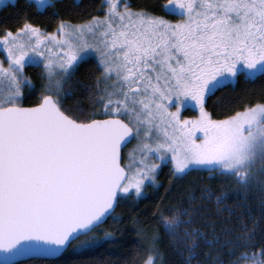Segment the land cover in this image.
Here are the masks:
<instances>
[{"label":"snow or ice","instance_id":"6c2138e0","mask_svg":"<svg viewBox=\"0 0 264 264\" xmlns=\"http://www.w3.org/2000/svg\"><path fill=\"white\" fill-rule=\"evenodd\" d=\"M161 7L181 18L134 0H101L102 16L61 19L54 31L28 20L2 30L0 264L111 239L114 231L98 226L121 219L114 209L125 196L134 192L138 200L148 182L158 186L157 169L169 159V183L149 213L159 228L132 218L134 264H171L172 251L179 264H264V96L229 102L230 114L221 118L205 108L208 96L238 74L264 75V0H168ZM93 55L96 62L77 76ZM28 64L41 69L40 92L25 104L37 87L23 71ZM76 84L87 106L65 102L79 91ZM192 101L199 116L181 119L182 105ZM133 138L135 169L121 162ZM193 171L218 179L220 190L190 177L165 201L171 185ZM252 189L259 215L247 203ZM229 192L238 194L231 204Z\"/></svg>","mask_w":264,"mask_h":264},{"label":"trees","instance_id":"16d2710c","mask_svg":"<svg viewBox=\"0 0 264 264\" xmlns=\"http://www.w3.org/2000/svg\"><path fill=\"white\" fill-rule=\"evenodd\" d=\"M168 0H134V3L141 7H147L155 14H165L173 16L165 12L161 5ZM53 4L55 5L53 7ZM101 4V0H80L79 6L74 3V0H52L44 8H38L32 0H14L0 6V35L3 34V29H11L12 31L22 26L25 20L39 25L46 31H54L58 22L61 19L77 22L81 19H87L90 15L100 16L102 11L97 9ZM175 17V16H174ZM95 59L89 57L86 61L81 62L77 76H81L83 68L87 64H94ZM26 75H28L34 82H36V90L30 92L23 99V103L36 102V96L39 95L40 77L37 75L40 72V67L34 64H28L24 67ZM75 79V77H74ZM86 82V81H85ZM79 91L73 96L68 97L66 103H71L75 100H81L84 106L88 105V100L85 98V90L81 84L74 85ZM264 96V75L257 74L255 78H246L244 73L238 74L234 80L224 83L222 87L215 90L214 94L209 95L205 108L212 114L213 118H221L224 115L230 114L227 110L229 102L239 101L240 99L252 100L255 102ZM238 106V105H237ZM232 111L236 110V106H232ZM185 115H192L193 111L187 109L184 111ZM170 163L163 164L156 174V180L159 182L158 186L153 184L146 188L145 195L138 200L133 197L122 199L114 211V214H119L121 219L114 220L111 216L102 224L103 228H108L114 231L111 239H106L100 243L83 249H71L63 252L55 258H31L19 261L18 264H134L133 256L135 252V245L137 243L136 228L137 224L133 221V216L137 217L141 222L149 227L153 226L159 228L157 219L149 213L153 212L155 202L165 192V186L169 183ZM207 172L193 171L189 177L184 180L176 181L171 185V190L165 197L167 201L170 197H175L180 194L179 190L186 187L190 177H196L199 184H210L215 190L219 191L217 187L219 180L213 179H199V177H207ZM228 203L236 199L238 194L229 192ZM247 203L252 208L255 215L260 214L261 200L256 189H252L247 194ZM250 223V222H249ZM160 233L164 236L163 229ZM167 237H165L166 241ZM164 246V242H161ZM256 247H259L257 244ZM243 251V249L241 250ZM146 256V253L144 254ZM181 259L179 253L174 251L168 255V260L171 264H179ZM139 264V261H136Z\"/></svg>","mask_w":264,"mask_h":264},{"label":"rangeland","instance_id":"374dc122","mask_svg":"<svg viewBox=\"0 0 264 264\" xmlns=\"http://www.w3.org/2000/svg\"><path fill=\"white\" fill-rule=\"evenodd\" d=\"M13 1L14 0H0V6L3 5V4H5V3L13 2ZM32 1H34V3L36 4V6L41 9V8H44L52 0H32ZM167 2L168 1H166V3ZM172 7L174 9L175 8V5H173ZM164 10H165V12H168V13L174 14V15L173 16L165 15V14H156V15L163 16V17H165L167 19H170V20H177V19H180L181 18L178 14H176V11L166 10L165 8H164ZM102 15H100V16H102ZM46 32H48V31H46ZM91 58H93V59L96 60V57L94 55L91 56ZM0 60L3 61V63L5 64V66H7L6 53L3 51V45L2 44H0ZM41 64H42V61H41ZM23 71L25 73V70L24 69H23ZM25 75H26V73H25ZM230 81H232V80H230ZM230 81H226V82H230ZM6 87H7L6 83H0V92H2ZM171 108L172 109H175L176 108V104L175 103H171ZM187 109L193 111V114L192 115H185L184 114L185 113L184 111L187 110ZM199 114H200L199 107L195 105V102L194 101H192L190 103H187V104H183L182 107H181V112H180L181 119H183L185 117H188V118H196V117L199 116ZM153 135L155 136V133H153ZM150 143H151V141H150ZM136 144H137V140L135 138H133L132 141L122 151V164L127 165L130 162L132 169H135L136 167H139L140 166L139 160L136 159L134 156H130L129 155L130 151L134 148V146ZM169 156H170V154H169ZM155 158L156 157L153 156V155H149L147 157V159H148L149 162L155 160ZM166 163H170V159L167 160V161H163L162 160L161 163H160V165H159V167H158V169H157V172L160 170V168L162 167V165L163 164H166ZM170 165H171V163H170ZM151 184H152L151 182H148L146 188H148V186L151 185ZM145 192H146V189H145ZM134 196H135V193L133 192L132 196H125L123 199H128V198L134 197ZM98 227L99 228H103L102 225H100ZM93 233L96 234V235H100V232L97 229H93ZM79 239H81V237H78L77 238V240H79ZM73 244H76V241H73ZM69 247L71 249H78V248H72L71 246H69Z\"/></svg>","mask_w":264,"mask_h":264},{"label":"water","instance_id":"95a60500","mask_svg":"<svg viewBox=\"0 0 264 264\" xmlns=\"http://www.w3.org/2000/svg\"><path fill=\"white\" fill-rule=\"evenodd\" d=\"M131 141H132V139L129 140V141L123 146V149H124V148H125V147H126ZM123 149H122V150H123ZM121 162H122V161H121ZM117 204H118V203H117ZM117 204H116V207H117ZM116 207H115V209H116ZM115 209H114V211H115ZM108 218H109V217H108ZM108 218H107V219H108ZM107 219H106V220H107ZM106 220H105V221H106ZM105 221H104V222H105ZM104 222H103V223H104ZM59 255H61V254H59ZM59 255H58V256H59ZM34 258H41V257H34ZM54 258H55V257H54ZM22 260H27V259H22ZM22 260H20V261H22Z\"/></svg>","mask_w":264,"mask_h":264},{"label":"flooded vegetation","instance_id":"af4514ba","mask_svg":"<svg viewBox=\"0 0 264 264\" xmlns=\"http://www.w3.org/2000/svg\"><path fill=\"white\" fill-rule=\"evenodd\" d=\"M186 107V106H185ZM200 137L199 136H197V139H199Z\"/></svg>","mask_w":264,"mask_h":264}]
</instances>
